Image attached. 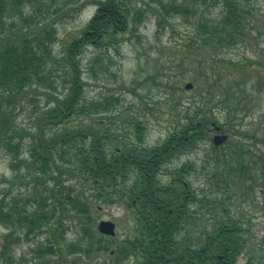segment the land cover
Masks as SVG:
<instances>
[{"label":"trees","instance_id":"16d2710c","mask_svg":"<svg viewBox=\"0 0 264 264\" xmlns=\"http://www.w3.org/2000/svg\"><path fill=\"white\" fill-rule=\"evenodd\" d=\"M198 1L207 2L148 0L143 9L131 0H0V150L13 149L16 164L12 170L17 171L26 164L19 152L25 148L29 163L22 177L32 186L26 194L12 195L10 190L1 193L0 225L10 231L0 248V264H17L9 251L20 236L19 230L25 238L42 230L50 232L51 240L35 250L36 264H63L67 256L75 257L73 264H91L82 260L106 253L110 246L106 236L91 229L90 209L96 201L124 202L134 221L132 237L119 242L107 261L96 264H126L132 257L134 264H259L251 252L244 262L239 261L246 247L252 250L245 237L248 231L224 207L199 237L193 235L196 230L191 231L189 224L197 216L198 205L206 202L208 206L209 201L218 199L191 186L190 162L164 170L172 159L193 152L208 140L213 131L208 125L215 123L223 129L224 123L219 124L214 116L219 105L226 111L225 125L235 130L237 109L247 110L244 98L248 93L236 86L247 83L246 73L234 82L236 89L232 91L227 75L225 80L214 76L226 66L219 67L218 63L214 68L202 60V79L195 75L191 79L195 85L192 97L188 101L177 97L179 109L170 107L171 131L151 147L144 144L143 119L137 114L123 117L117 96L101 95L89 101L84 97L78 58L86 47L104 49L93 58L92 62L99 64L101 54L117 50L124 35L138 31L150 10L157 14L159 27L170 13L186 17L188 23L197 16ZM245 2L221 0L219 17L193 19L197 48L218 56L244 42V30L253 18ZM87 4L96 9L86 27L60 55L55 54L54 30L49 28L53 19L49 16L63 8L78 14ZM29 6L31 14L25 13ZM185 89L178 86L179 92ZM261 90L258 84L257 91ZM35 95H41L44 103L32 109L36 129L30 133L15 124L14 111L16 104ZM87 120L91 122L85 124ZM73 123L79 125L68 128ZM117 124L123 132H118ZM217 148L213 146L214 151ZM234 155L236 158L231 159L241 162L234 170L224 160L222 183L230 185L229 176L237 175L251 180L252 185L259 182L264 194V158L259 159V177L252 179L245 177L249 162L239 153ZM163 174L168 178L165 182L160 179ZM211 178L216 179V175L211 174ZM68 218L80 225L72 240L66 237L64 221Z\"/></svg>","mask_w":264,"mask_h":264},{"label":"rangeland","instance_id":"374dc122","mask_svg":"<svg viewBox=\"0 0 264 264\" xmlns=\"http://www.w3.org/2000/svg\"><path fill=\"white\" fill-rule=\"evenodd\" d=\"M147 1L131 0V3L144 9ZM186 1L190 3V0ZM245 3H248L253 11V18L244 30L245 41L224 49L218 56L209 55V50H199L196 45L198 36L194 31L193 19L217 18L223 8L221 0H207L206 4L197 2L199 7L197 16H192L188 23L185 21L186 17L170 13L166 15V23H162L159 27L156 21L157 14L149 9L148 17L139 26L138 31L124 35L117 50L108 49L107 55L101 54L102 59L99 64L92 61L104 49L95 48L92 45L86 47L79 56L78 63L85 83V100L89 101L101 95L117 96L123 105L124 112L121 114L123 117L137 114L143 119L146 128L144 144L148 147L162 142L171 131V108L179 109L177 97L179 96L183 101H188L192 97L195 85L191 79L193 75L195 78L202 79L199 68L201 61L204 60L205 64L208 62L214 68H218L219 64V67L226 66L225 71L224 68H219L214 76L225 80L224 75H227L232 91L239 86L248 93V96H243L247 110H235L236 115L233 114V116L235 115L236 127L232 130L225 125L226 111L224 112L219 105L218 109H214V116L219 124L224 123L223 133L227 135L225 144L217 146V151H214V145L211 142L214 133L210 132L205 143L200 144L189 154L172 159L165 165L164 170L171 171L190 162L193 169L188 181L191 186L199 192H205L211 199H218L216 202L209 201L208 206L206 202L198 205L197 216L189 224L191 231L196 230L193 235L199 237L203 227L211 226L214 217H219L224 207L232 218L248 231L245 237L250 242L252 250L246 247L239 261L244 262L253 253L258 263L264 264V194L260 192L261 185L259 182L252 185L251 180L234 175L229 176L230 185L226 186L222 183L223 178L220 172H225V159L235 170L241 161L234 159L236 158L234 153H239L242 159L249 162L246 164L248 169L245 177L257 179L261 165L259 159L264 158V0H246ZM69 9L63 8L61 11L58 10L57 14L49 16L53 19V24L49 28L52 27L54 30L53 52L57 55L65 50L72 39L81 34L96 8L92 4H87L78 14H74ZM31 12L30 6L28 9L25 8V13L31 14ZM15 20L19 21L17 18ZM230 61L232 63L227 65L226 62ZM240 71H242L241 74ZM244 73L248 77L247 83L238 84L237 81L244 77ZM187 84H191L189 89L178 91V86L185 87ZM258 84L262 86L260 92L257 91ZM43 103L44 98L41 95H35L32 100L27 98L20 104H16L15 124L20 129L33 133L36 125L32 123L34 121L31 112L33 107L41 106ZM90 122L91 120H87L85 124ZM78 125L79 123H73L68 128ZM116 127L118 132L124 131L121 129V124H117ZM208 127L211 128V125ZM28 139V137L25 138L23 142H28ZM19 152H21L20 158L28 164V152H25V148H21ZM13 155V149L7 152L0 150V196L2 191L8 190L12 192V195L26 194L27 191H31L32 186L27 185L22 177L26 174L28 165L23 164L17 171H13L12 167L16 164ZM231 156L234 158L231 159ZM213 173L216 179L211 178ZM160 179L162 182L168 180L164 174ZM215 186L220 188L216 190ZM212 206V210L209 213L206 212V209ZM90 214L93 232H97L100 221H111L115 224L114 237L106 238L110 245L109 251L94 255L89 261L82 260L83 263H102L109 259V252L113 251L112 249H115L119 242L132 237L133 215L124 202L105 204L101 201L92 203ZM64 226L68 240L74 239L76 232L80 231L77 221L70 218L64 221ZM9 231L0 225V248ZM17 235L20 236L9 251L11 258L17 264H36L39 260L34 259L35 250L40 246L44 247L51 240L50 232L42 230L34 236L25 238L23 232L19 230ZM74 258L67 256L63 264H73ZM126 264H134L133 257L129 258Z\"/></svg>","mask_w":264,"mask_h":264},{"label":"water","instance_id":"95a60500","mask_svg":"<svg viewBox=\"0 0 264 264\" xmlns=\"http://www.w3.org/2000/svg\"><path fill=\"white\" fill-rule=\"evenodd\" d=\"M190 84L186 85V88L189 89ZM214 130L218 131L219 127L213 124ZM226 135H215L212 139L214 145H220L226 140ZM97 230L100 234L113 237L115 235V224L111 221H100Z\"/></svg>","mask_w":264,"mask_h":264}]
</instances>
